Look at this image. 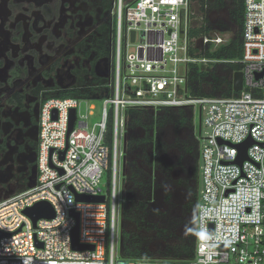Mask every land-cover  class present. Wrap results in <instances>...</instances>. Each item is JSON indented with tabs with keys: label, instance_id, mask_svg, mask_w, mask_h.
I'll use <instances>...</instances> for the list:
<instances>
[{
	"label": "built area",
	"instance_id": "2783aa9c",
	"mask_svg": "<svg viewBox=\"0 0 264 264\" xmlns=\"http://www.w3.org/2000/svg\"><path fill=\"white\" fill-rule=\"evenodd\" d=\"M191 15L190 0H112L109 75L88 86V98L42 100L34 185L0 199V231L7 234L0 237V264H264V0H244L242 90L231 97H193L186 91L189 66L213 61L188 53ZM226 34L211 32L201 43L218 47ZM94 95L103 106L99 120L89 125L93 113L80 114L79 105ZM195 106L199 135L202 122L210 133L199 144L193 258L116 260L127 110ZM248 138L252 143L238 164V145ZM77 195H102L104 202L79 201ZM39 201H47L54 216L39 218L33 227L23 211ZM76 225L77 244L93 249L73 248Z\"/></svg>",
	"mask_w": 264,
	"mask_h": 264
},
{
	"label": "trees",
	"instance_id": "16d2710c",
	"mask_svg": "<svg viewBox=\"0 0 264 264\" xmlns=\"http://www.w3.org/2000/svg\"><path fill=\"white\" fill-rule=\"evenodd\" d=\"M189 50L213 60L188 68L193 97H231L241 69L244 0H190ZM230 34L218 47L201 38ZM92 76L91 84L104 83ZM91 88L56 89L48 97L88 98ZM44 98V99H45ZM199 182V142L190 107L129 108L124 139L120 253L123 259L186 262L193 258Z\"/></svg>",
	"mask_w": 264,
	"mask_h": 264
},
{
	"label": "flooded vegetation",
	"instance_id": "af4514ba",
	"mask_svg": "<svg viewBox=\"0 0 264 264\" xmlns=\"http://www.w3.org/2000/svg\"><path fill=\"white\" fill-rule=\"evenodd\" d=\"M112 22V0H0V199L35 182L45 94L109 75Z\"/></svg>",
	"mask_w": 264,
	"mask_h": 264
},
{
	"label": "water",
	"instance_id": "95a60500",
	"mask_svg": "<svg viewBox=\"0 0 264 264\" xmlns=\"http://www.w3.org/2000/svg\"><path fill=\"white\" fill-rule=\"evenodd\" d=\"M182 30L180 31V34H182ZM131 39H134V32L131 33ZM261 74L257 75L259 77ZM97 76L98 77H107V71H97ZM233 90L235 92L241 91L242 90V73L241 71H236L233 75ZM91 99H99V96H91ZM74 113L75 110L71 109L70 111V118H69V130H71L73 122H74ZM252 143L251 139L248 138L245 141L241 142L238 147H239V154L237 156V159L235 162L238 164H241V162L246 158V150L247 147ZM63 152H61V158L63 155ZM34 185V182L30 183L28 187H32ZM76 200L79 201H85V202H104V197L102 195L99 196H83V195H77ZM31 220L33 227H35L36 221L39 218H52L54 216V211L51 207V205L47 201H39L36 202L34 205L27 207L23 211ZM76 219H78V215L75 213L74 214ZM3 235H7L3 232L0 231V237ZM72 243H73V248L77 250H82L85 248L93 249L92 245H78L77 244V225L73 229L72 232ZM38 246H41L40 243H38Z\"/></svg>",
	"mask_w": 264,
	"mask_h": 264
},
{
	"label": "rangeland",
	"instance_id": "374dc122",
	"mask_svg": "<svg viewBox=\"0 0 264 264\" xmlns=\"http://www.w3.org/2000/svg\"><path fill=\"white\" fill-rule=\"evenodd\" d=\"M230 38V34L224 35V43H226ZM223 43V44H224ZM132 47H130V51H132ZM202 67V66H201ZM92 105L94 107L93 110L89 109V106ZM103 106L102 99H84L80 101L79 105V113L84 115L88 111H91L93 114L88 115V123L89 125L93 121H98L100 118V112ZM207 104L204 105V109H206ZM204 116V114H203ZM193 127H194V134L196 137L199 138V144L201 146L205 145L207 143V140L205 139L209 133H210V127L204 124V122L201 123L200 126V135H199V119H198V106H195L193 109ZM123 140H121V158H120V172H119V179H118V201H117V243L115 248V259L121 260V253H120V233H121V208H122V190H123ZM107 178L106 175H104L101 179V188L104 192H106V189L110 187V185H107ZM201 182H198V188H200ZM26 188L28 186H25ZM4 198V197H3Z\"/></svg>",
	"mask_w": 264,
	"mask_h": 264
}]
</instances>
